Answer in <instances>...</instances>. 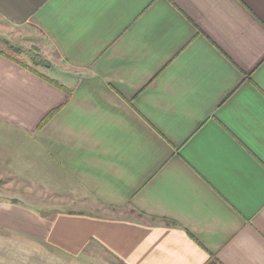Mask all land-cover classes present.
<instances>
[{"label": "crops", "instance_id": "1", "mask_svg": "<svg viewBox=\"0 0 264 264\" xmlns=\"http://www.w3.org/2000/svg\"><path fill=\"white\" fill-rule=\"evenodd\" d=\"M0 21L51 63L0 53L1 247L264 264V0H0Z\"/></svg>", "mask_w": 264, "mask_h": 264}, {"label": "rangeland", "instance_id": "2", "mask_svg": "<svg viewBox=\"0 0 264 264\" xmlns=\"http://www.w3.org/2000/svg\"><path fill=\"white\" fill-rule=\"evenodd\" d=\"M42 46L41 38L36 32L26 30V28H12L0 21V49L21 61L29 62L32 65L39 66L38 68L41 71H47V65H51V63L48 61V58L42 51ZM0 234L3 233L0 232ZM24 234L25 233L23 231H18V233L11 232V238L14 237V240H16L18 243H24L25 241L21 240L25 238ZM31 249L40 248L17 247L12 249L0 246V264H13L14 256H17L18 258L17 260L19 263L17 264H25L23 255L19 252V250L25 254H29ZM4 256L5 261L3 258Z\"/></svg>", "mask_w": 264, "mask_h": 264}, {"label": "trees", "instance_id": "3", "mask_svg": "<svg viewBox=\"0 0 264 264\" xmlns=\"http://www.w3.org/2000/svg\"><path fill=\"white\" fill-rule=\"evenodd\" d=\"M3 56L11 59V60H14V61H17V62H21V60H19L18 58H15L14 56L12 55H9L8 53H6L5 51L1 50L0 52Z\"/></svg>", "mask_w": 264, "mask_h": 264}]
</instances>
